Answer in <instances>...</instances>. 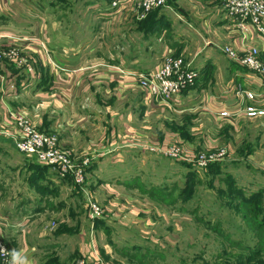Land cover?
<instances>
[{
	"label": "crops",
	"instance_id": "0c3cea01",
	"mask_svg": "<svg viewBox=\"0 0 264 264\" xmlns=\"http://www.w3.org/2000/svg\"><path fill=\"white\" fill-rule=\"evenodd\" d=\"M93 1L96 5L97 1ZM111 1L105 0V4ZM137 1L123 0L119 8L111 4L104 17L103 31L91 32V19H88L86 30L74 28L69 34L64 13L61 20L57 18L54 22L49 13L52 11L41 0H0V48L14 42L8 36H17L19 41L14 44H18V52L29 57L34 65V70L29 72L9 60L0 64V130L8 128L17 132L10 117L11 112H21L39 130L55 133L59 145L71 150L76 159L82 156L93 161L106 159L109 165L116 164L114 159L128 156L129 151L142 150L145 142L170 145L187 138L195 149L200 147L199 139L207 146L216 145L209 136L211 123L200 121V117L208 114L218 120L225 119L223 125H232L237 131L238 123L264 119L243 113L249 100L238 91L241 85L260 94L257 91L260 78L222 50L227 44L239 49L257 46L264 62L262 35L253 27L240 30L228 19L224 8L212 0H172L167 6L170 10L164 11V15L155 10L145 16L139 14ZM38 6L44 7V13L34 9ZM66 37H73L71 44ZM169 52L183 55L199 71L196 85L179 95L173 104L153 98L136 76L137 72L158 69ZM222 111L233 116L222 117ZM183 117H196V123H200L190 124L195 137L177 133L176 125L186 124ZM198 132L200 135H196ZM239 133L240 130L237 136ZM3 136L15 147L11 136ZM259 137L261 133L256 135V143ZM263 151L264 146L248 157L254 160L255 167L257 164L264 167V159L257 160ZM59 182L62 187L74 184L70 178ZM103 187L96 184L94 195ZM111 196L108 203L114 202L115 196ZM259 200L264 203V192L259 194ZM237 203L241 206V201ZM105 208L106 214L101 218L112 217L113 210L108 204ZM3 215L0 202V238L9 247L10 264H37L36 248L28 239L32 226L21 223L16 229L19 237L9 227L10 216ZM235 216H240L239 226L245 224L241 212ZM94 254L96 259V251ZM94 259V264H101Z\"/></svg>",
	"mask_w": 264,
	"mask_h": 264
},
{
	"label": "rangeland",
	"instance_id": "374dc122",
	"mask_svg": "<svg viewBox=\"0 0 264 264\" xmlns=\"http://www.w3.org/2000/svg\"><path fill=\"white\" fill-rule=\"evenodd\" d=\"M96 1L95 5L93 0H41L52 11L49 13L54 22L57 18L61 20L64 13L69 34L74 28L86 30L88 19L91 32L105 29L104 17L113 0L106 4L105 0ZM166 1V6L156 12L163 14L170 10L167 6L172 0ZM119 7L121 4L115 8ZM34 9L44 13V7ZM54 24L56 29L57 23ZM59 26L64 29L63 24ZM71 38L66 37L70 44ZM259 80L258 104L264 106V78ZM207 117H200V121L211 123L208 127L214 132L210 130L209 136L216 145L207 146L199 139L202 142L195 149L187 138L172 144L182 143L193 156L224 147L228 155L223 159L208 167H198L144 148L146 144L169 146L153 142L142 143V150L129 151L128 156L112 160L116 164L82 156L76 161L88 160L84 167V190L69 182L66 187L60 186L62 179L46 164L11 145L3 136H8L5 132L11 130L3 128V135L0 134L3 216H10L11 229L20 228L21 223L32 226L28 239L36 248L37 264H87V260L92 264L95 251L104 264H264V224L258 223L259 217L262 220L264 217V203L259 204L257 198L251 201L254 192H264V167L260 164L255 167L254 160L248 158L255 154V149L264 146V119L238 123L237 136L239 130L229 124L224 126L225 119L218 120L209 114ZM195 118L183 117L186 124L182 126L173 123L179 136L195 137L190 130V124L197 122ZM259 133L261 141L256 143ZM262 159L264 151L257 160ZM96 184L104 187L94 195ZM241 192L246 194L244 198L249 205L243 204ZM110 196L113 203L110 200L108 203ZM89 197L105 204L100 203L104 207L108 204L114 212L112 217L93 218ZM256 205L261 206L260 215L248 219L243 216L246 225L239 226L240 216L236 218L235 214L244 215L245 209L251 213ZM16 233L21 236L18 230Z\"/></svg>",
	"mask_w": 264,
	"mask_h": 264
},
{
	"label": "built area",
	"instance_id": "2783aa9c",
	"mask_svg": "<svg viewBox=\"0 0 264 264\" xmlns=\"http://www.w3.org/2000/svg\"><path fill=\"white\" fill-rule=\"evenodd\" d=\"M122 1L113 0L112 6L116 7ZM212 1H219L228 19L240 30L248 31L250 27H253L258 34L264 37V0ZM166 4V0L137 1L139 14L142 16L157 8L164 7ZM8 39L14 42L6 48H0V64L9 60L32 72L34 70L33 63L29 61V57L20 54L18 44H14L19 41V37L13 35L8 36ZM42 45L45 48L43 43ZM222 50L229 58L249 68L257 77L264 78V62L260 57V49L257 46L239 49L227 44L222 46ZM192 65L193 63L183 55H175L169 52L164 56L158 69L149 72H137L136 76L139 84L148 89L151 96L159 97L166 103L173 104L179 95L196 84L199 75ZM238 91L249 100L243 107V113L247 117L264 116V106L258 104L259 94L253 90L243 88L241 85ZM11 113L10 118H12L17 132L11 130L5 133L14 139L17 149L33 157L37 162L49 166L60 178L72 179L75 185L84 190L86 182L84 167L88 160L76 161V157L73 156L71 150L64 149L59 145V138L55 133L39 130L28 115L21 112ZM220 115L230 118L231 114L228 111H222ZM1 132L3 133V130ZM145 147L150 151L160 152L173 159H182L198 167H208L228 155L227 149L224 147L202 151L195 156L189 154L182 143L172 144L165 148L158 145L147 146V144L144 145ZM89 211L93 218L106 214L105 207L91 197H89ZM0 258L2 260L1 264H10V250L2 238H0ZM96 260L95 262L103 264L100 255H97Z\"/></svg>",
	"mask_w": 264,
	"mask_h": 264
},
{
	"label": "trees",
	"instance_id": "16d2710c",
	"mask_svg": "<svg viewBox=\"0 0 264 264\" xmlns=\"http://www.w3.org/2000/svg\"><path fill=\"white\" fill-rule=\"evenodd\" d=\"M157 9H159V8H157ZM156 9V10H157ZM49 167V166H48ZM261 192L262 191H258V193L256 192V193H253V198L251 199V201L252 202H254V198H257V200H258V202H259V204H261V201L259 200V194H261ZM242 194H243V192H241ZM241 194V195H242ZM257 200H256V202H257ZM243 204H245V205H249L250 204V202L248 201L247 203H246V201H245V198H244V200H243ZM260 208H261V206H258V205H256V207L253 209V211L250 213V212H248L247 211V209H245L243 212H244V217L246 218V219H248V218H257V216H259L260 215ZM258 214V215H257ZM257 220V219H256ZM258 223L260 224H264V217H263V220L262 219H260V217H259V221H258ZM2 263V260H1V258H0V264ZM239 264H244V262H241V263H239Z\"/></svg>",
	"mask_w": 264,
	"mask_h": 264
}]
</instances>
